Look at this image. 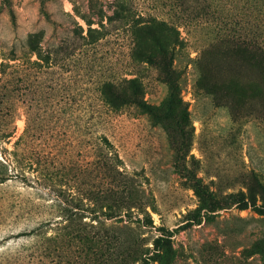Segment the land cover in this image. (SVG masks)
<instances>
[{
  "label": "rangeland",
  "instance_id": "1",
  "mask_svg": "<svg viewBox=\"0 0 264 264\" xmlns=\"http://www.w3.org/2000/svg\"><path fill=\"white\" fill-rule=\"evenodd\" d=\"M153 17L185 40L170 81L131 57ZM31 33V100L0 80V264H264V0H0V63ZM134 75L150 108L105 113L103 82Z\"/></svg>",
  "mask_w": 264,
  "mask_h": 264
},
{
  "label": "trees",
  "instance_id": "2",
  "mask_svg": "<svg viewBox=\"0 0 264 264\" xmlns=\"http://www.w3.org/2000/svg\"><path fill=\"white\" fill-rule=\"evenodd\" d=\"M87 23L89 24V29L87 35L83 36L86 41L82 42V45L94 43L100 37L97 35V32L100 30L96 27H92L91 21H88ZM131 30L134 43L131 57L134 61L145 62L154 66L159 71L161 78L165 81H170V78L175 75L179 76V71L175 66V58L177 50L184 46L185 40L181 36L180 29L177 26L169 23L165 19L153 17L145 20L136 19L131 24ZM36 35L37 33H31L29 35L25 43V48H23V53H19L18 48L13 46L10 48L7 56L0 63L2 73L0 80L3 82L1 88L7 103L12 102L22 87H26V89L25 92H22L21 90V94H27L29 100H31L30 94L35 91L31 79L35 74L34 68L37 67V65L41 69H49L50 67V52H44L43 47L35 41ZM226 40L228 39L226 38ZM237 43L240 44L243 42ZM253 45L257 47L261 51V55L264 56V40ZM33 55H36V59L32 58ZM263 56L261 57L264 59ZM40 71L44 72L43 70ZM19 80L21 82H19ZM203 83V76L200 75L196 80V85L201 86ZM42 88L43 86H39L37 89L42 90ZM54 90L57 91L56 89ZM48 91L43 89V92L47 93ZM143 92L144 85L138 75L128 78L125 77L121 81H104L100 88L101 100L103 102L101 109L109 114L110 112L120 110L129 105L150 108L151 105H149L142 97ZM62 93L63 91L59 92L58 89V91L55 92V95H62ZM48 94L50 95L51 92L49 91ZM127 98L132 101L130 104L123 101ZM30 105H32V102L29 103L28 108L32 107ZM10 107L11 106L8 107V112L4 117L3 124L4 128L2 136L6 139H9L15 130L14 123L16 116L13 114ZM33 111L34 108L30 113ZM36 123V120L28 116L25 131L18 140L21 141L22 139H26L25 136L27 135H34ZM77 123L80 126L78 129H84L86 126V124L80 122ZM101 136L109 141L105 134H102ZM51 175L54 174L52 173ZM2 178H5V176H2Z\"/></svg>",
  "mask_w": 264,
  "mask_h": 264
},
{
  "label": "bare ground",
  "instance_id": "3",
  "mask_svg": "<svg viewBox=\"0 0 264 264\" xmlns=\"http://www.w3.org/2000/svg\"><path fill=\"white\" fill-rule=\"evenodd\" d=\"M23 122V121H22Z\"/></svg>",
  "mask_w": 264,
  "mask_h": 264
}]
</instances>
